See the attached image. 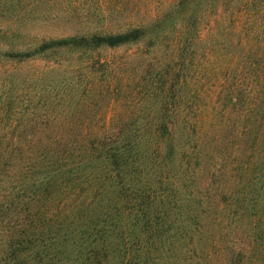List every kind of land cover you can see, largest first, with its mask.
<instances>
[{"label": "trees", "instance_id": "obj_1", "mask_svg": "<svg viewBox=\"0 0 264 264\" xmlns=\"http://www.w3.org/2000/svg\"><path fill=\"white\" fill-rule=\"evenodd\" d=\"M0 264H264V0H0Z\"/></svg>", "mask_w": 264, "mask_h": 264}, {"label": "rangeland", "instance_id": "obj_2", "mask_svg": "<svg viewBox=\"0 0 264 264\" xmlns=\"http://www.w3.org/2000/svg\"><path fill=\"white\" fill-rule=\"evenodd\" d=\"M116 1H118V0H116ZM151 1H154L155 2V0H151ZM45 28L42 26V27H39V28H36V29H34V32H37V33H43V32H46L47 30H44ZM52 32H53V34L54 35H60V34H62L61 32V30H59V29H53L52 30Z\"/></svg>", "mask_w": 264, "mask_h": 264}]
</instances>
